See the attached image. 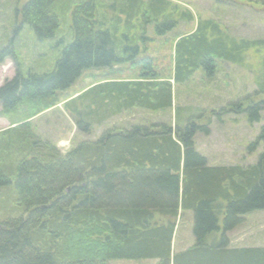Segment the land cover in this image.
<instances>
[{
  "label": "trees",
  "instance_id": "1",
  "mask_svg": "<svg viewBox=\"0 0 264 264\" xmlns=\"http://www.w3.org/2000/svg\"><path fill=\"white\" fill-rule=\"evenodd\" d=\"M55 1L28 0L16 10L20 24L28 25L38 41L52 39L59 28L52 11ZM104 1L73 5L71 30L65 32L71 41L50 72L23 74L13 47L0 49V65L6 59L16 64L14 76L0 86L1 112L27 113L24 120L10 123L12 129H24L28 120L56 107L57 92L92 68L131 62L140 73L135 80L98 82L65 103L77 130L85 134L92 123L125 110L171 109V82L184 83L197 70L212 75L216 60L242 64L252 51L262 57L264 70L263 40L231 38L216 22L199 20L192 32L174 41L172 78H160L152 57L137 60L139 40H146V27L152 24L157 35H164L180 22L191 23L192 12L169 0H113L114 16L109 18L102 11ZM121 25L127 31L118 35ZM138 28L141 38L134 33ZM262 104L243 108L237 103L231 111L246 112L253 124L261 118ZM208 126L190 120L183 128L154 123L106 130L65 154L26 130L6 147L0 145V188L13 182L21 208L16 218L0 223V264H106L112 259L264 264V247L228 248L225 237L245 215L264 210V125L249 145L263 143V151L255 164L244 168L207 166L193 137L197 131L208 134ZM13 131L4 130L0 137ZM182 211L193 213L194 244L173 253ZM217 232L222 234L218 243L212 238Z\"/></svg>",
  "mask_w": 264,
  "mask_h": 264
},
{
  "label": "rangeland",
  "instance_id": "2",
  "mask_svg": "<svg viewBox=\"0 0 264 264\" xmlns=\"http://www.w3.org/2000/svg\"><path fill=\"white\" fill-rule=\"evenodd\" d=\"M28 0H0V49L11 45L15 51L23 74L28 72L42 74L54 69L60 51L71 39H66L65 32L71 27V9L82 0H56L52 11L59 20V28L52 39L38 41L28 25L20 24L16 10L21 9ZM192 12L194 21L180 22L164 35L155 33L154 25L146 27L145 41L139 40L137 60L144 57L154 59V70L160 78H172L174 69V41L179 35L192 32L199 20H211L226 33L238 40L264 41V0H169ZM113 0L104 1L103 12L109 18L114 16L111 8ZM117 14V13H116ZM121 19H125L121 17ZM71 30V29H70ZM123 25L117 33L124 34ZM141 38V29L134 32ZM262 57L249 51L244 55L242 64L216 60L215 72L207 75L197 70L184 83H172L173 105L171 109L149 111L141 108L125 110L101 124L92 123L89 134L79 132L72 120L65 103L78 97L82 92L105 80H135L139 69L131 62H124L108 68L85 70L68 89L57 92L59 104L38 116L28 120L24 129L14 130L10 123L20 122L27 116L25 111L17 110L9 115L2 113L0 107V132L11 129L13 132L0 137V145H6L15 136L25 130L36 138L52 143L62 154L78 143L92 141L103 131H118L132 125L154 123L177 125L183 128L193 120L198 125L209 126V133L197 131L193 137L195 151L206 159L208 167L240 166L247 167L258 161L263 151V143L254 148L260 128L264 125V104L261 105L260 120L253 124L247 120V113L236 114L231 111L233 105L241 103L243 108L264 103V70ZM134 59H131L133 61ZM14 60L6 59L0 65V86L10 80L15 73ZM147 71V70H145ZM221 109H225L221 113ZM221 115H217L218 113ZM1 136V135H0ZM21 209L16 202L14 184L0 188V223L16 218ZM193 213L182 211L176 221L172 251L176 252L192 246ZM218 236L214 233L213 236ZM228 248L264 247V210L253 211L243 217V221L228 232ZM220 239V238H219ZM184 243H187L186 246ZM156 259L126 260L112 259L106 264H156Z\"/></svg>",
  "mask_w": 264,
  "mask_h": 264
},
{
  "label": "crops",
  "instance_id": "3",
  "mask_svg": "<svg viewBox=\"0 0 264 264\" xmlns=\"http://www.w3.org/2000/svg\"><path fill=\"white\" fill-rule=\"evenodd\" d=\"M232 231V230H231ZM228 232H230V231H228ZM228 232H226L225 233V237H226V239H227V247H229L230 246V241L231 240H229V238H228ZM174 233H175V231H174ZM218 233V236H216L215 237V235L212 237V238H214L215 239V242H217L218 243V241H219V238L221 237V233H219V232H217ZM173 239H174V236H173ZM194 239V238H193ZM172 243H173V241H172ZM187 243H184V245H186ZM186 246H189V245H186ZM189 247H191V246H189ZM189 247H186V248H183V249H181V250H179V251H177V253L178 252H182V251H184V250H186L187 248H189ZM173 253H176V252H174V251H172Z\"/></svg>",
  "mask_w": 264,
  "mask_h": 264
}]
</instances>
